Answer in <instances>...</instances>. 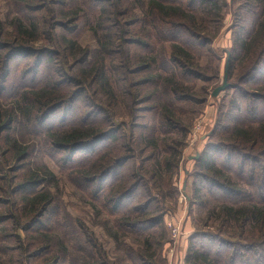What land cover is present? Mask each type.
I'll return each instance as SVG.
<instances>
[{
    "label": "trees",
    "instance_id": "1",
    "mask_svg": "<svg viewBox=\"0 0 264 264\" xmlns=\"http://www.w3.org/2000/svg\"><path fill=\"white\" fill-rule=\"evenodd\" d=\"M44 1L22 2L24 5L19 9L23 19L15 20L16 35L7 34L11 43L0 44V231L6 230L1 226L8 222L15 231L31 232L35 242L26 244L23 250L31 252L29 260L41 259L37 264H123L122 260L127 264H165L161 251H152L153 247L161 249L165 240L163 190L154 177L153 187L162 200L159 204L142 181L140 172H145L144 166L134 172L132 167L128 168L134 154L125 143L130 144L132 138L119 137L114 123L108 129L97 127L99 113L107 115L104 109L86 115L81 125L75 114L72 115L75 119H67L71 111L60 118L55 114L64 108L70 95L74 103L86 92L108 108L115 106L118 96L131 103L132 108L141 97L132 90L144 87L151 92L148 100H155L156 109L165 105L161 108L164 126L167 123L185 136L186 129L171 124L169 110L182 97L189 100L192 97L176 81L201 79L191 69L199 67L190 63L189 54L211 52L208 47L221 31L227 3L225 0L55 1L59 9L48 10V18L38 15L46 10ZM238 2L233 15L232 48L225 51L226 60L229 54L227 83L240 59L248 87L228 83L229 87L223 91L232 92L228 103L231 113L223 116L225 120L219 119L209 135L217 139L216 146L207 145L196 160L199 174L194 177L190 199L192 206L205 209L202 214L217 222L219 230L217 234L191 236L184 264H264V0H231L233 5ZM137 5L140 13L134 12ZM247 13L251 23L243 25ZM82 25L88 27L97 43L94 54L77 44L75 36ZM131 27H138L139 31H131ZM57 29L62 33H56ZM38 42H46L54 49L40 45L38 50ZM165 44L173 51L163 58L160 50ZM58 56L63 65L55 63ZM29 57L36 59L33 66L13 76L15 88L3 97L6 91L3 83L11 78L8 73L11 63ZM79 65L81 69H76ZM67 83L80 86L81 91L73 94L65 87ZM8 97L12 101L6 103ZM16 127L32 128L29 133L38 140L39 152L58 166L62 154L68 153L66 168L61 170L69 173L73 182L84 181V195L91 201L95 215L113 218L119 232L140 240L141 249L123 246L124 254L113 263L104 251H94L92 239L65 233L74 242L75 254L70 256L66 248L50 251L54 241L37 230L43 222L59 227L60 215L55 211L54 195L48 187L55 176L46 164H36L20 176H10V170L19 172L22 164L30 161L34 147L13 137L11 130ZM102 142L108 143L97 149ZM160 142L165 144L159 140L149 148L157 151ZM134 144L131 140V146ZM173 149H169L173 151L163 162L165 173L170 175L180 163V150ZM82 151L89 152L84 164L74 159ZM159 169L160 164L155 167ZM123 236L116 234L115 241L119 243Z\"/></svg>",
    "mask_w": 264,
    "mask_h": 264
},
{
    "label": "rangeland",
    "instance_id": "2",
    "mask_svg": "<svg viewBox=\"0 0 264 264\" xmlns=\"http://www.w3.org/2000/svg\"><path fill=\"white\" fill-rule=\"evenodd\" d=\"M24 1L25 0H0V44L8 45V43H11L6 39L7 34L10 36L13 34L16 35L18 25L15 20L23 19L19 6L24 5V3H22ZM55 1L67 2L69 0H45L46 10L38 15L47 16L49 18V14H47L48 10L59 9L57 6L58 2ZM77 1L79 2V0ZM225 1L227 7L223 12L222 28L216 40L208 47L211 52L189 54L192 58L190 59V63L192 62L194 66L196 65L199 67V70L194 67H191V69L193 68L192 70H194L195 75L200 76L201 79L193 77L191 79H185L189 82L176 81L182 85L185 94L187 93L192 98L189 100L182 97V100L174 104L171 110L167 109V111H170L171 124L175 123L176 126L186 129L187 132L185 136H182L181 131L177 132L167 123L164 126L163 122L166 121H164L163 109L161 108L165 107V105L161 106L160 109H156L155 100H148V95H150L151 92H149L148 88L144 87L138 88V90H132V92L138 91L141 95V97L138 98L140 102L137 101L134 103L132 108H129L131 103L128 101L125 102V100L119 96L117 97L118 99L115 106L108 108L104 104L95 102L91 97L92 93L86 92L80 95L78 97L79 99L74 103H72V95H70V98L65 102L64 108L60 109V111H56L55 114L57 118H60L64 117L68 111H71L67 119H75V117L72 116L75 114L81 125L86 115L91 112L99 113L98 110L104 109L103 111L107 115L104 117L103 114L99 113V120L97 121V125L99 126L97 127L99 129H108L109 126H112L110 124L114 123L113 127L119 129V137H125L124 139L132 138L133 144L135 143L134 146H131V140L130 144L121 142L123 144L125 143L129 151H132L134 154L133 160L129 161L128 168L132 167L134 172L137 168L140 169L142 165L144 166L145 172H140L142 181L146 184L151 195L153 194L152 196L156 198L159 204L160 202L162 203V200L161 197H159V191L153 187L154 179L157 180L156 184L163 190L161 193L164 197H162L164 200L163 205L166 208H162L163 205L161 204V209L164 210L162 213V227L165 231V240L161 249L153 247L152 251H161L160 256L164 259L165 264H184V257L191 236L217 234L219 230V228H217V222L214 220H207L205 215L202 214L205 212V209L201 210L198 207L192 206L190 199L192 198L194 177L199 174V170L196 166L197 161L194 157L196 155L201 156L207 145L216 146L215 142L217 139H211L209 135L214 129L216 122L223 116H226V114L231 113L228 109V103L232 92L227 94L226 92H221L216 98L211 96L212 91L220 86L223 81L226 62L225 51L230 52L232 48L233 15L234 11L239 7V2L233 5L231 0ZM140 11L141 9L139 6L134 8V12L140 13ZM246 16L248 17L242 24L250 25L251 22L248 20L251 16L248 15V13L245 14L244 18ZM22 23L25 24L23 21ZM58 29L55 30V32L61 34V30ZM208 29L210 28L208 27ZM137 30L138 27H131V31L137 32ZM210 33H213V31L210 30ZM75 38L77 44L82 48L89 49L93 54L97 52V43L87 26L82 25ZM40 45L50 50L54 49V46H50L46 42H38V50H41ZM130 50L134 51L135 49L131 48ZM122 51L125 52L126 48L123 47ZM172 51L170 45L165 44L162 46L160 53H162L163 58H166ZM117 58L122 59V55H118ZM35 60L36 59L32 57L27 58V60L17 58L11 63L8 72L11 78L3 83V85L6 86V91L2 94L3 97H5V95L9 96L10 92L12 93L13 88H15L13 76H18L23 73L24 70L27 71L31 69ZM54 61L55 63L59 62L60 65H63L60 57H56ZM75 65L76 62L70 65V69H73ZM243 66L244 64H242V61L239 59L235 65L233 76L228 83L245 89L248 85L244 82L246 75L242 73ZM76 69H81V66L79 65ZM67 71H69L68 68ZM68 74H70V72H68ZM1 81L2 79L0 78V82ZM65 87L73 94L81 91L80 86L74 87L69 83H67ZM65 94L67 93H64V95ZM11 101L12 100L9 98L6 103ZM223 118L224 120L226 119L225 117ZM107 120H109V122ZM231 123L232 122H230V124ZM31 130L32 128L22 127H16L11 130L13 137L17 141H23L29 144L32 143L34 147L31 151L32 155L30 161L28 160L22 164L21 167L23 169L15 173H12L10 170L9 173L10 176L14 178L16 175H22L24 171L36 164H46L53 172L55 178L53 182H49L48 187L52 195H54L55 211L60 215V220L58 221L59 227L56 229L50 222H43L37 230V232H40L39 234H44L48 238H51V241H54L50 251H64L66 248L70 256L75 254L73 252L75 246L74 242L70 240L67 235H64L65 233L74 234L75 238L77 235L81 237L85 235L88 241L92 239L90 243L92 247L94 246V251H104L107 259L113 263H116V259L124 254L123 251L125 250L123 246H129L138 250L141 244L139 242L140 240L134 238L135 236L133 235L119 232L114 226L113 218L105 214H101V216L98 217L95 215L94 209L91 208V201L85 196L86 193L82 188V183L84 181L75 178L76 181L73 182L69 173L61 170L66 168L68 153L62 154L64 157L61 158L58 166L55 162L39 152V142L33 134L29 133ZM159 140L164 141L165 144L163 145L160 142V148L157 151L149 148L152 146L150 144ZM107 143L108 142L100 143L97 149L105 146ZM167 147L169 149L177 147L180 150L179 167L172 172L171 175L166 174L163 167L164 158H168L174 150L170 151ZM218 151L221 152V150ZM86 154H89V152L82 151L76 153L74 156L75 161L84 164L89 157L85 156ZM151 156L154 157L151 159ZM129 157L131 158V156ZM158 163L160 164V169L155 170V167L159 165ZM18 181L20 180L15 179V182ZM141 202H144V197ZM45 218L44 216L43 220L46 221ZM171 223L177 228L176 236L170 233L168 226ZM50 225L53 227L51 230H48ZM1 227L6 228V230H2V233L0 231V264H37L41 261V259L29 260L28 255L31 252H25L23 250L26 244L29 245L35 242V240L32 239L33 236L31 232L23 233L22 231H15L8 222ZM44 229L46 231L41 232ZM116 234L124 235L121 237L122 239L119 243L115 241ZM195 243H197V240ZM121 262L127 264L123 260Z\"/></svg>",
    "mask_w": 264,
    "mask_h": 264
},
{
    "label": "water",
    "instance_id": "3",
    "mask_svg": "<svg viewBox=\"0 0 264 264\" xmlns=\"http://www.w3.org/2000/svg\"><path fill=\"white\" fill-rule=\"evenodd\" d=\"M228 62H229V54L227 55V60H226V64H225V72H224V77H223L222 84L220 86L216 87L212 91L211 96L213 98H216L221 92L225 91L229 87V84L227 83V67H228ZM198 158H199V155H196L194 157L195 160H197Z\"/></svg>",
    "mask_w": 264,
    "mask_h": 264
},
{
    "label": "built area",
    "instance_id": "4",
    "mask_svg": "<svg viewBox=\"0 0 264 264\" xmlns=\"http://www.w3.org/2000/svg\"><path fill=\"white\" fill-rule=\"evenodd\" d=\"M168 227H169L170 233H171L173 236H176L177 228L174 226V224L171 223Z\"/></svg>",
    "mask_w": 264,
    "mask_h": 264
}]
</instances>
